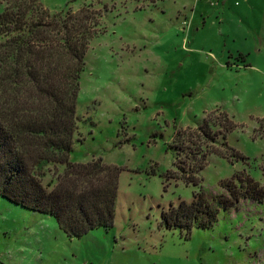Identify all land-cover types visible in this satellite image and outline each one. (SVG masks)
I'll return each mask as SVG.
<instances>
[{"label":"rangeland","instance_id":"1","mask_svg":"<svg viewBox=\"0 0 264 264\" xmlns=\"http://www.w3.org/2000/svg\"><path fill=\"white\" fill-rule=\"evenodd\" d=\"M39 1L51 13L99 12L69 160L119 169L114 220L70 238L54 217L0 196V264H264V200L219 209L209 228L163 220L194 192L227 195L237 174L264 187V0ZM219 113L236 124L226 142L241 157L210 154L196 171L177 134L209 114L218 130Z\"/></svg>","mask_w":264,"mask_h":264},{"label":"trees","instance_id":"2","mask_svg":"<svg viewBox=\"0 0 264 264\" xmlns=\"http://www.w3.org/2000/svg\"><path fill=\"white\" fill-rule=\"evenodd\" d=\"M98 14L87 4L76 12L51 13L39 0H0V196L54 217L70 238L109 228L114 220L119 169L69 160L79 121V79L89 42L98 32ZM213 117L209 114L194 130L178 132L175 140L177 151L185 153L196 171L210 154L227 157L230 151V156L241 157L226 142L236 124L219 113L221 122H214L219 129L213 130ZM219 137L223 150L215 148ZM175 159L181 179L194 183ZM222 187L227 195L200 190L190 203L171 205L164 222L188 231L192 226L209 228L219 209L235 207L241 199L264 200V187L242 174Z\"/></svg>","mask_w":264,"mask_h":264}]
</instances>
